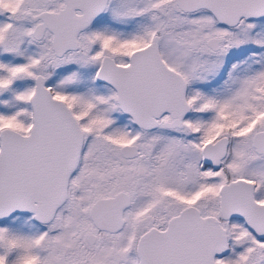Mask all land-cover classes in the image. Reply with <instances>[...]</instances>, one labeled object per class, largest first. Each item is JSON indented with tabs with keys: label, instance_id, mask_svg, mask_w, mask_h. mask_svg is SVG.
<instances>
[{
	"label": "snow or ice",
	"instance_id": "obj_1",
	"mask_svg": "<svg viewBox=\"0 0 264 264\" xmlns=\"http://www.w3.org/2000/svg\"><path fill=\"white\" fill-rule=\"evenodd\" d=\"M0 264H264V0H0Z\"/></svg>",
	"mask_w": 264,
	"mask_h": 264
}]
</instances>
